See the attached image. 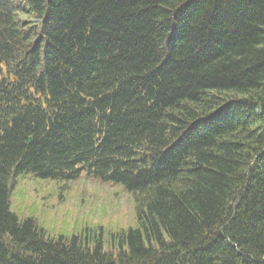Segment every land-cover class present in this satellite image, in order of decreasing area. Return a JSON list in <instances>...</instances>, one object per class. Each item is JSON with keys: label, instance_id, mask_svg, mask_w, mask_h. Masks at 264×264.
Masks as SVG:
<instances>
[{"label": "trees", "instance_id": "trees-1", "mask_svg": "<svg viewBox=\"0 0 264 264\" xmlns=\"http://www.w3.org/2000/svg\"><path fill=\"white\" fill-rule=\"evenodd\" d=\"M84 169L135 225L11 209ZM0 264H264V0H0Z\"/></svg>", "mask_w": 264, "mask_h": 264}, {"label": "rangeland", "instance_id": "rangeland-1", "mask_svg": "<svg viewBox=\"0 0 264 264\" xmlns=\"http://www.w3.org/2000/svg\"><path fill=\"white\" fill-rule=\"evenodd\" d=\"M10 196L11 209L19 218L32 217L48 237H70L102 226L109 239V232L136 223L134 198L123 186L84 175L69 181L20 176Z\"/></svg>", "mask_w": 264, "mask_h": 264}]
</instances>
